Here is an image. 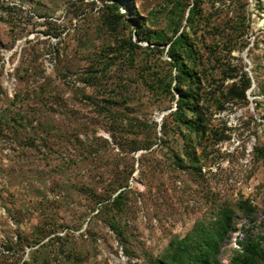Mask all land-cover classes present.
<instances>
[{"label":"rangeland","instance_id":"rangeland-1","mask_svg":"<svg viewBox=\"0 0 264 264\" xmlns=\"http://www.w3.org/2000/svg\"><path fill=\"white\" fill-rule=\"evenodd\" d=\"M121 1L128 22L151 20L153 29L168 31L172 0ZM211 1L204 0L203 8L226 27L234 10L245 6L249 28L230 60L237 71L248 72L253 86L247 104L215 114V124L230 138L208 147L197 171L175 166L171 149L182 144L178 138L138 152L128 143V130L138 122H156L162 137L164 119L175 110L170 99L152 97L143 81L154 70L165 72L166 53L139 50L134 66L119 56L109 74L86 83L87 73L98 70L108 53L113 56L110 50L118 51L130 34L138 40L136 26L106 31L101 0H0V264L30 261L34 243L49 232L55 233L41 244L61 235L60 249L83 264H153L174 237H184L227 200L247 199L257 209L254 222L236 211L220 264H229L247 236H264V166L255 158L264 143V0H237L220 13ZM125 5L138 11L134 18ZM20 109L34 122L36 136L34 128L25 131L16 123ZM122 178L129 187L118 212L110 205L117 195L111 185ZM109 194L107 208L95 204ZM57 248L54 242L42 249L34 264L68 263L64 254L54 255Z\"/></svg>","mask_w":264,"mask_h":264},{"label":"trees","instance_id":"trees-1","mask_svg":"<svg viewBox=\"0 0 264 264\" xmlns=\"http://www.w3.org/2000/svg\"><path fill=\"white\" fill-rule=\"evenodd\" d=\"M101 1L103 3L101 13L106 31L119 34L122 27L136 26L131 21L128 22V18L121 13V0ZM211 3L214 12L220 13L225 8H235L237 0H212ZM217 3H220L218 7ZM203 4L204 0H172L168 15V31L164 28L153 29L150 26L151 20L138 22L139 26H136L134 33L139 37L138 40L133 41V35L130 34L129 38L120 42V49L110 50L113 56L106 53L107 55L97 66L98 70L88 72L86 78V83L90 86V82L102 79L110 73L113 66L117 65L116 59L119 56H124L128 59V64L134 66V57L139 50H149L151 54L161 56L166 53L169 60L164 61L165 72L154 70L151 72V77L147 74L143 80L152 97L170 99L175 105V110L167 115L161 126L164 138L157 135L158 124L156 122L135 120L138 124L128 130V137H131L128 143L132 145V152H138L149 150L154 142L169 141L167 143H170L178 138L182 144L171 149L175 166L197 171L202 170L201 161L209 157L207 148L230 138L215 124V114L222 113L228 106L234 108L247 104L248 91L253 86V79L248 72L237 71L236 66H232L230 60L232 52L239 48V39L244 37L249 28L250 18L245 6L242 4L241 10H234L233 20L231 19L232 22L228 28L227 25L217 24L212 18L213 14L207 13ZM122 8L126 13L132 8L134 11L132 18L138 13L135 8L127 7V5ZM184 22L185 25H183ZM169 33L171 36L168 35ZM209 36L213 37L211 41L208 40ZM143 42L148 43V46L143 47L141 45ZM151 45L154 47L151 48ZM216 70L221 73L218 79L214 75ZM226 80L230 83L226 84ZM40 94L36 93L35 98H41ZM32 95L31 93L26 94L28 99L32 98ZM19 96L21 94H16L15 101H20L23 107ZM111 106V104H103L102 108L108 109ZM171 106L173 107V104ZM257 107H262L260 102L257 103ZM261 119L264 120V116ZM15 121L25 131H28L27 127H31L30 130L34 128V122L28 119L21 109L15 112ZM34 129V136H36L38 133L36 128ZM226 129L237 130V128ZM171 134L173 138L170 137ZM141 135H145V139L141 138ZM255 158L262 161L264 166V143L255 148ZM111 186L113 187L112 194L117 193V195L110 205L116 207L118 212H122V199L129 187L128 178L125 180L122 178L120 181L114 180ZM112 194L95 201V204L105 205L107 208L109 204L106 201L112 199ZM256 209L257 207L247 199H240L235 203L228 200L223 202L213 209L209 216L196 221L184 237H174L165 250L153 259V264H220L217 257L221 247L229 234L236 229L234 224L236 211H240L243 216L250 219V222H254ZM113 223H111L112 229L118 232L117 224ZM52 233L55 232L42 233L41 239L34 243L38 244V247L30 254V261H24L23 264L36 263L37 254L42 249L53 246L54 242L58 243L59 247L54 250V255L57 257L64 254L68 261V263L63 260L59 262L83 264L84 260L80 256L60 249L63 247L59 245L63 242L61 235H56L48 242L41 244V241ZM238 245L241 249L235 251L229 264H261L264 262V236H247ZM48 261L43 259L41 264H50Z\"/></svg>","mask_w":264,"mask_h":264}]
</instances>
